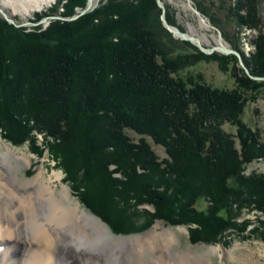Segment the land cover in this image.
<instances>
[{"label": "trees", "instance_id": "obj_1", "mask_svg": "<svg viewBox=\"0 0 264 264\" xmlns=\"http://www.w3.org/2000/svg\"><path fill=\"white\" fill-rule=\"evenodd\" d=\"M64 1L67 18L86 0ZM155 12L156 0H108L38 33L1 19L0 137L31 146L41 135L79 202L114 232H137L136 219H157L194 225L193 242H213L235 227L232 211L264 213V176L247 179V186L240 170L264 157L258 130L241 122L242 91L257 83L234 74L237 90L221 91L174 77L214 55L161 52ZM262 44L256 42L255 67L245 61L258 77H264ZM225 122L237 128L239 151L221 129ZM125 130L150 138L166 157L159 160ZM148 205L150 214L137 209Z\"/></svg>", "mask_w": 264, "mask_h": 264}, {"label": "rangeland", "instance_id": "obj_2", "mask_svg": "<svg viewBox=\"0 0 264 264\" xmlns=\"http://www.w3.org/2000/svg\"><path fill=\"white\" fill-rule=\"evenodd\" d=\"M107 1L108 0H98L93 2L92 0V6H94V8L88 12L93 11ZM160 1L164 7V18L166 22L179 30V32L197 39L204 48H213L222 44L226 48L239 53L240 57L232 53L226 54L221 51H214L208 54L201 51L189 41L178 39L166 29L160 20L161 8L157 6L159 12L153 14V21L151 24L162 36V38L158 39V47L161 52L164 54H172L174 50L177 49L181 52L194 53L195 51L193 48H195L206 56L214 55V57H208L200 63L188 67L177 74H173L174 77H179L183 80L189 79L192 82L198 80L212 89L221 91L237 90V84L233 77L234 74H237L245 84H250L248 81L257 83L252 86V88L242 91L245 93H243L245 100H241V105L243 107L241 122L245 129L253 128L254 131L258 130L256 140L258 143L263 144L264 85L262 88H258L257 85L264 82V77L252 75L249 71L251 67L246 66L247 63L245 61L250 62L253 69L255 66L252 65V62L255 60L254 57L257 55L258 50L256 42L263 43L262 45H264V0ZM63 3H65L64 0H51L49 4L44 5L40 9L24 13L23 6L14 4L3 5L0 1V7L3 6V9L0 8V20H4L7 26L18 28L24 33H38L47 28L54 20L66 22L79 18L80 16L71 19L86 7L87 0L85 1V7L83 9L77 10V12L67 18L62 16ZM23 5L25 4L23 3ZM201 20H204L208 25L203 26ZM158 22L159 28L156 27ZM184 42L187 44H184ZM16 51H18L16 54L19 58V50ZM30 59L34 61L33 63L35 65V59ZM243 65L248 69V73L245 71ZM239 91L241 92V90ZM227 113L228 112H224L222 117H231L229 113ZM2 115L3 111L1 112L0 110V116L2 117ZM221 129L239 151V144L236 139L237 128L233 127L229 122H225ZM125 134L133 142H138L140 138H143L150 146L151 152L156 155V158L159 160L166 157L164 149L159 145H155L150 138L141 137L130 130H125ZM42 139L41 135H35L31 146L27 143L15 146L0 137V154H4L5 150L9 148L16 154L20 156L23 155L24 158L22 156L18 160H13L10 163L12 166H17L19 168L18 175L21 178L31 180L38 172L42 171L46 183H50L56 191L62 186L68 188L71 199H73L81 209L92 214L79 202L66 180H64L62 170L57 167V164H55L50 157L48 150L44 148V141ZM240 170L241 178L246 184H249L247 179L253 178L254 176H264V157L243 164ZM53 172L62 173L60 181L53 177L50 178ZM204 206L205 202H199V208H204ZM143 208L146 209L145 212L147 211L148 214L152 212V207L149 205L138 207L137 209L140 210ZM232 214L233 216H230L232 218H230V222H232L235 227L225 231L220 238H217V240L213 242H193L190 238V233L192 228H195L194 225H171L157 219L149 223V221L145 222L144 220L136 219V226L135 221L133 222V226L137 227V232L126 233L125 230H120L124 232L121 234L114 232L111 227L104 223L99 217L92 215L104 223L108 228L109 234L114 237L144 236L150 232L158 234L160 231H163V229H169L170 233L174 234L175 241L172 243H163L162 238L159 237L153 244L155 253L158 252L162 254L164 251H167V249L172 248L173 251L179 252L192 251L198 256L208 260V264H264V242L259 236L262 230L261 226H263L262 223H264V213L243 208L241 210L232 211ZM244 225L246 226L244 227ZM240 227H244L243 231H241ZM213 246L218 247L219 250L214 253H205L207 249Z\"/></svg>", "mask_w": 264, "mask_h": 264}, {"label": "bare ground", "instance_id": "obj_3", "mask_svg": "<svg viewBox=\"0 0 264 264\" xmlns=\"http://www.w3.org/2000/svg\"><path fill=\"white\" fill-rule=\"evenodd\" d=\"M0 1L23 6L29 13L51 0ZM201 24L208 25L204 20ZM22 156L9 148L0 154V264H208L192 251L171 248L155 253L153 244L159 237L163 243L175 241L169 229L111 236L104 223L71 199L68 188L56 191L46 183L42 171L31 180L21 178L19 168L10 163ZM52 177L60 181L62 173L53 172ZM218 250L213 246L205 253Z\"/></svg>", "mask_w": 264, "mask_h": 264}, {"label": "water", "instance_id": "obj_4", "mask_svg": "<svg viewBox=\"0 0 264 264\" xmlns=\"http://www.w3.org/2000/svg\"><path fill=\"white\" fill-rule=\"evenodd\" d=\"M156 4L159 8H161V15H160V20L162 21V23L164 24V26L166 27V29L171 33L173 34L175 37H177L178 39L180 40H185V41H189L191 44L195 45L197 48H199L201 51L205 52V53H213L214 51H221V52H224L226 54H229V53H232V54H235L237 57H240L239 53L232 50V49H229V48H226L224 45L220 44L219 46L217 47H213V48H204L202 47V45L200 44V42L191 37L190 35H187L185 33H181L179 32V30H177L176 28L170 26L165 18H164V7L163 5L161 4V1L160 0H156ZM94 6L91 5V0H87V5L86 7L81 10L76 16L72 17L71 19H75L81 15H83L84 13L90 11L91 9H93ZM3 16L6 18V16L3 14ZM46 19V18H45ZM44 19V20H45ZM244 66V65H243ZM244 69L245 71L248 73V69L244 66Z\"/></svg>", "mask_w": 264, "mask_h": 264}]
</instances>
